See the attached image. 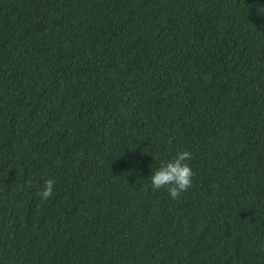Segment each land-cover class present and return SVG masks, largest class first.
Here are the masks:
<instances>
[{
	"label": "trees",
	"instance_id": "obj_1",
	"mask_svg": "<svg viewBox=\"0 0 264 264\" xmlns=\"http://www.w3.org/2000/svg\"><path fill=\"white\" fill-rule=\"evenodd\" d=\"M0 264H264V0H0Z\"/></svg>",
	"mask_w": 264,
	"mask_h": 264
},
{
	"label": "clouds",
	"instance_id": "obj_2",
	"mask_svg": "<svg viewBox=\"0 0 264 264\" xmlns=\"http://www.w3.org/2000/svg\"><path fill=\"white\" fill-rule=\"evenodd\" d=\"M193 159L189 151H180L171 161L163 163L150 177V187L154 190L166 189L172 200H178L181 194L192 187L193 170L188 161ZM31 182L29 181V184ZM56 181L47 178L37 196L47 201L53 194Z\"/></svg>",
	"mask_w": 264,
	"mask_h": 264
}]
</instances>
